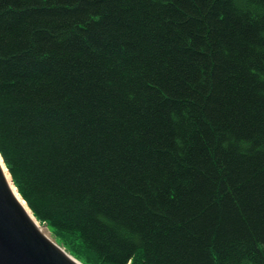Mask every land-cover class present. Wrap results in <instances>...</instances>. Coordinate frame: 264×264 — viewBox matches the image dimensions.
Listing matches in <instances>:
<instances>
[{"label":"trees","instance_id":"1","mask_svg":"<svg viewBox=\"0 0 264 264\" xmlns=\"http://www.w3.org/2000/svg\"><path fill=\"white\" fill-rule=\"evenodd\" d=\"M0 153L83 264H264V0H0Z\"/></svg>","mask_w":264,"mask_h":264},{"label":"water","instance_id":"2","mask_svg":"<svg viewBox=\"0 0 264 264\" xmlns=\"http://www.w3.org/2000/svg\"><path fill=\"white\" fill-rule=\"evenodd\" d=\"M5 168L10 174L0 153V264H83L43 233L30 207L15 194Z\"/></svg>","mask_w":264,"mask_h":264},{"label":"bare ground","instance_id":"3","mask_svg":"<svg viewBox=\"0 0 264 264\" xmlns=\"http://www.w3.org/2000/svg\"><path fill=\"white\" fill-rule=\"evenodd\" d=\"M5 172H6V174H7V177H8V179H9V181H12V175L11 174H9V172L7 171V169L5 168ZM15 184H13L12 185V183H11V186H12V188H13V190H14V192H15V194L18 196V198H19V200L23 203V205L28 209V203L26 202V201H24L25 199L22 197V195L21 194H19L20 192H19V190H17L18 188H15V186H14ZM32 210V209H31ZM29 211V213L31 214V216L34 218V215L31 213V211L30 210H28ZM35 220H36V222H37V224L39 225V227L41 228V230L43 231V233L49 238V239H51L52 241H55L53 238H51V237H49L48 235H49V233H48V231L46 230V228H44L42 225H41V223H39L38 221H37V219L35 218ZM56 242V241H55Z\"/></svg>","mask_w":264,"mask_h":264},{"label":"rangeland","instance_id":"4","mask_svg":"<svg viewBox=\"0 0 264 264\" xmlns=\"http://www.w3.org/2000/svg\"><path fill=\"white\" fill-rule=\"evenodd\" d=\"M42 225V224H41ZM44 228H46V230L48 231V233H49V237H51V238H53L55 241H57L60 245H61V243L58 241V239L56 238V236L52 233V231L49 229V228H47L46 226H44V225H42ZM62 247H63V245H61Z\"/></svg>","mask_w":264,"mask_h":264}]
</instances>
